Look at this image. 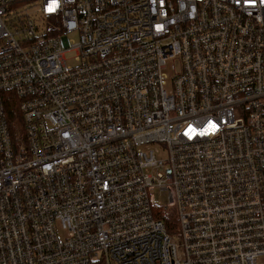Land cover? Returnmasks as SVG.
Masks as SVG:
<instances>
[{"label": "built area", "instance_id": "built-area-1", "mask_svg": "<svg viewBox=\"0 0 264 264\" xmlns=\"http://www.w3.org/2000/svg\"><path fill=\"white\" fill-rule=\"evenodd\" d=\"M0 264H264V0H0Z\"/></svg>", "mask_w": 264, "mask_h": 264}, {"label": "trees", "instance_id": "trees-1", "mask_svg": "<svg viewBox=\"0 0 264 264\" xmlns=\"http://www.w3.org/2000/svg\"><path fill=\"white\" fill-rule=\"evenodd\" d=\"M8 121L10 124L11 129H15L18 124H20V116L18 114V109L16 108V101L11 100L8 101ZM160 218L166 223L168 226V230L171 233L176 232L177 230V223L176 217L173 213L161 212Z\"/></svg>", "mask_w": 264, "mask_h": 264}, {"label": "rangeland", "instance_id": "rangeland-1", "mask_svg": "<svg viewBox=\"0 0 264 264\" xmlns=\"http://www.w3.org/2000/svg\"><path fill=\"white\" fill-rule=\"evenodd\" d=\"M157 156H158V157H161L160 154H157ZM166 200H167L166 198L163 199V198L160 197V196H157V197H156V201H157V203H165ZM177 227H178V226H177ZM176 231H177V230H176Z\"/></svg>", "mask_w": 264, "mask_h": 264}]
</instances>
